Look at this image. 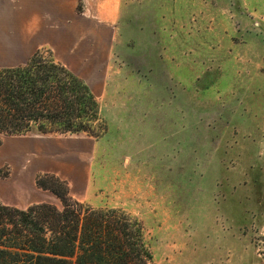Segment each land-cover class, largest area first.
Here are the masks:
<instances>
[{
	"label": "rangeland",
	"instance_id": "obj_1",
	"mask_svg": "<svg viewBox=\"0 0 264 264\" xmlns=\"http://www.w3.org/2000/svg\"><path fill=\"white\" fill-rule=\"evenodd\" d=\"M92 34L84 54L40 50L90 86L106 131L43 154L0 133L1 201L64 211L67 190L82 217L125 214L150 258L119 264H264V0H120Z\"/></svg>",
	"mask_w": 264,
	"mask_h": 264
},
{
	"label": "trees",
	"instance_id": "obj_2",
	"mask_svg": "<svg viewBox=\"0 0 264 264\" xmlns=\"http://www.w3.org/2000/svg\"><path fill=\"white\" fill-rule=\"evenodd\" d=\"M32 130L93 137L106 131L90 86L42 50L24 64L0 68V133ZM55 193L64 211L47 203L20 209L0 200V264H119L143 254L150 258L137 221L114 210L82 217L77 202L66 203L67 190Z\"/></svg>",
	"mask_w": 264,
	"mask_h": 264
},
{
	"label": "crops",
	"instance_id": "obj_3",
	"mask_svg": "<svg viewBox=\"0 0 264 264\" xmlns=\"http://www.w3.org/2000/svg\"><path fill=\"white\" fill-rule=\"evenodd\" d=\"M119 4L120 0H0V55L6 58L0 60V68L24 64L35 51L47 47L55 49L64 44L73 48L70 45L78 43V39L82 45L71 53H87L94 24H115ZM58 134L32 130L10 137H24L33 150L43 154L45 141L71 135ZM72 134L79 140L87 137L83 133ZM7 180L10 182L11 178Z\"/></svg>",
	"mask_w": 264,
	"mask_h": 264
}]
</instances>
